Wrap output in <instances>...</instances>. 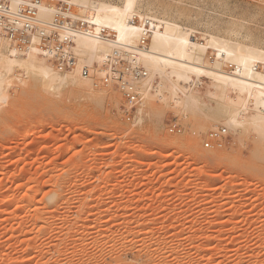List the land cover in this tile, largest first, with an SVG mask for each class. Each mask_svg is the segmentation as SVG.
Segmentation results:
<instances>
[{"label":"rangeland","instance_id":"1","mask_svg":"<svg viewBox=\"0 0 264 264\" xmlns=\"http://www.w3.org/2000/svg\"><path fill=\"white\" fill-rule=\"evenodd\" d=\"M144 2L198 42L264 49V0ZM77 77L51 88L18 75L0 98V264H264V130L228 127L206 97L187 109L145 87L127 121L98 70ZM217 127L228 135L206 148Z\"/></svg>","mask_w":264,"mask_h":264},{"label":"bare ground","instance_id":"2","mask_svg":"<svg viewBox=\"0 0 264 264\" xmlns=\"http://www.w3.org/2000/svg\"><path fill=\"white\" fill-rule=\"evenodd\" d=\"M144 8H147V14L161 22L152 36L150 49L140 57L149 71L144 82L146 93L153 90L155 97L170 98L173 104L187 109L199 104L208 105L203 100L206 97L218 103L226 113L223 112L228 116V124H225L230 128L242 127L243 130L249 126L264 130V70L261 69L264 67V49L214 34L205 35L207 43L204 40L198 42L195 29L167 16L166 12L157 15L144 0H71L73 14L96 17L97 21L114 27L119 41L128 44H135L140 34L139 28L129 19L134 13H145ZM42 12L50 16L52 10L43 7ZM76 42L79 66L67 72L57 71L35 44L20 57L10 55L3 45L0 50V98L3 104L8 102L7 88L18 75L22 82L31 75H38L51 88L76 82L77 76H82V65L94 67L104 75L105 58L113 44L84 36L78 37ZM209 49L214 54L210 61L204 57ZM225 63H233L237 68L227 70ZM204 79L211 83L201 94ZM84 83L88 88L92 87L90 79H85Z\"/></svg>","mask_w":264,"mask_h":264},{"label":"built area","instance_id":"3","mask_svg":"<svg viewBox=\"0 0 264 264\" xmlns=\"http://www.w3.org/2000/svg\"><path fill=\"white\" fill-rule=\"evenodd\" d=\"M43 7L52 10L50 16L43 14ZM129 22L140 30L135 44L119 41L116 29L97 21L94 16L73 14L71 0H0V50L6 45L10 55L20 57L35 44L57 71L67 72L79 66L80 56L75 50L78 37H92L113 44L105 58L106 72L95 84L117 88L124 98L123 116L132 121L145 98L144 82L149 77L141 53L150 49L152 36L161 22L147 13H134ZM228 66L231 70L237 68L233 63ZM95 70L88 65L80 68L84 78H91ZM169 131L182 133L183 127L175 121L170 124ZM227 135V127L211 129L203 145L219 147Z\"/></svg>","mask_w":264,"mask_h":264}]
</instances>
